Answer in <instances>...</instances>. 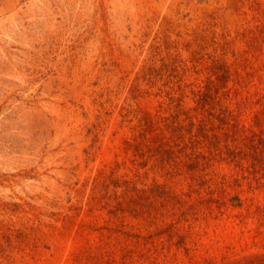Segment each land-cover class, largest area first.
<instances>
[{
	"label": "rangeland",
	"instance_id": "1",
	"mask_svg": "<svg viewBox=\"0 0 264 264\" xmlns=\"http://www.w3.org/2000/svg\"><path fill=\"white\" fill-rule=\"evenodd\" d=\"M0 264H264V0H0Z\"/></svg>",
	"mask_w": 264,
	"mask_h": 264
}]
</instances>
